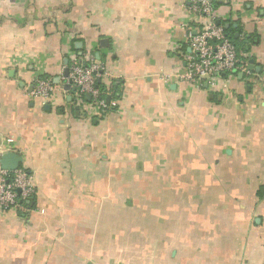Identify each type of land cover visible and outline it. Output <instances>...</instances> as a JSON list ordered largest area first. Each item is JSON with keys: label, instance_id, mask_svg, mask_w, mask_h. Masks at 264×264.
Here are the masks:
<instances>
[{"label": "crops", "instance_id": "obj_1", "mask_svg": "<svg viewBox=\"0 0 264 264\" xmlns=\"http://www.w3.org/2000/svg\"><path fill=\"white\" fill-rule=\"evenodd\" d=\"M214 1L253 61L225 91L178 81L189 0H0V156L36 190L0 264H264V0ZM73 59L121 82L106 115L65 89Z\"/></svg>", "mask_w": 264, "mask_h": 264}, {"label": "built area", "instance_id": "obj_2", "mask_svg": "<svg viewBox=\"0 0 264 264\" xmlns=\"http://www.w3.org/2000/svg\"><path fill=\"white\" fill-rule=\"evenodd\" d=\"M189 2L200 19V25L188 31L186 39L190 54L186 56L184 72L177 76L178 81L187 83L196 91L202 90L204 85L207 90L225 91L229 79L239 73H248L247 63L240 62L235 45L228 39L222 26L215 25L219 13L212 0ZM99 71L98 66H85L73 59L65 81L77 91L76 103L86 104L81 96H89V105L103 112L106 106L95 85ZM260 81L261 78H258L256 83ZM54 93V85L49 79L37 78L31 88L32 96L46 101ZM35 196L32 176L26 169L7 171L0 166V214L26 211V203L33 201Z\"/></svg>", "mask_w": 264, "mask_h": 264}, {"label": "trees", "instance_id": "obj_3", "mask_svg": "<svg viewBox=\"0 0 264 264\" xmlns=\"http://www.w3.org/2000/svg\"><path fill=\"white\" fill-rule=\"evenodd\" d=\"M213 4L214 5H217L216 1H214ZM226 23L227 22H225V21H221V25L220 26H222V28L224 29V32H225L226 36L228 37V39L235 45L236 50H237V53H238V58H239L240 62L246 63L247 61H246V58L244 57V55H245L244 53H248L249 52V50L246 48V46L248 44H246V46H245L244 45L245 44L244 42H242V41L240 42L239 41V38L238 37L236 38L234 36V31H233V29H231V26L230 25H229V28L228 29H225L224 26H225ZM41 78L48 79L47 77H41ZM95 85H96V88L98 89V91L100 93V98L101 99H103V97H105L106 93L111 92V91L113 93H115V95L116 94L118 95L119 92H120V89H121L120 88L121 87V82L120 81H113V83L110 86H106L104 83H102L101 80L97 79ZM75 92L77 94V91L76 90H75ZM81 98H82V100H83L84 103H89L88 101H86L85 96H81ZM108 111H109L108 107H105V109L103 110V114L106 115V113ZM73 112L74 113H77L74 110H73ZM30 203L31 202L26 203L27 207L29 205H31Z\"/></svg>", "mask_w": 264, "mask_h": 264}, {"label": "water", "instance_id": "obj_4", "mask_svg": "<svg viewBox=\"0 0 264 264\" xmlns=\"http://www.w3.org/2000/svg\"><path fill=\"white\" fill-rule=\"evenodd\" d=\"M215 25L220 26L221 20H216ZM224 27L225 29H228L229 24H225ZM252 64H253V61L252 60L249 61V65L247 66L248 70L252 69ZM64 76L65 77L68 76V69L64 70ZM68 87L69 85H66L65 89H68ZM86 99L89 100L90 99L89 96H86ZM21 162H22V159L11 152L4 153L0 156V166L7 171L17 170Z\"/></svg>", "mask_w": 264, "mask_h": 264}]
</instances>
